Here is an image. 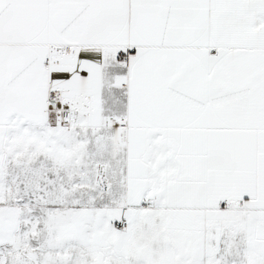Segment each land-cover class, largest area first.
<instances>
[{"label": "snow or ice", "instance_id": "1", "mask_svg": "<svg viewBox=\"0 0 264 264\" xmlns=\"http://www.w3.org/2000/svg\"><path fill=\"white\" fill-rule=\"evenodd\" d=\"M0 264H264V0H0Z\"/></svg>", "mask_w": 264, "mask_h": 264}]
</instances>
